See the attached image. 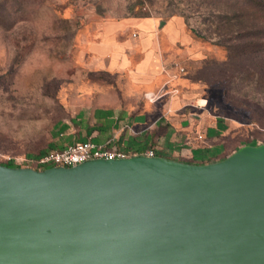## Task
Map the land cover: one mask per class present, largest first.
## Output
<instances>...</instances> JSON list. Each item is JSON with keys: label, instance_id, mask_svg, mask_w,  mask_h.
<instances>
[{"label": "water", "instance_id": "95a60500", "mask_svg": "<svg viewBox=\"0 0 264 264\" xmlns=\"http://www.w3.org/2000/svg\"><path fill=\"white\" fill-rule=\"evenodd\" d=\"M0 264H264V142L207 163H0Z\"/></svg>", "mask_w": 264, "mask_h": 264}, {"label": "rangeland", "instance_id": "374dc122", "mask_svg": "<svg viewBox=\"0 0 264 264\" xmlns=\"http://www.w3.org/2000/svg\"><path fill=\"white\" fill-rule=\"evenodd\" d=\"M207 1L0 0V162L22 165L25 156L58 146L77 130L71 118L96 104L98 86L113 78L92 62L93 29L100 19L122 16L183 22L185 41L171 50L179 62H171L174 86L158 92L157 100L179 105V112L216 117L228 150L264 142V119L257 120L264 118V81L258 79L264 50L239 55L193 38L186 27L204 25L205 12L214 10ZM124 94L138 92L125 88Z\"/></svg>", "mask_w": 264, "mask_h": 264}, {"label": "crops", "instance_id": "0c3cea01", "mask_svg": "<svg viewBox=\"0 0 264 264\" xmlns=\"http://www.w3.org/2000/svg\"><path fill=\"white\" fill-rule=\"evenodd\" d=\"M183 26L180 19L162 20L152 15L100 19L93 29L92 62L113 78L98 86L93 94L96 104L81 107L71 118L77 130L66 133L55 147L90 139L134 152L153 149L158 155L193 163L228 155L232 150L227 148L226 135L218 131L216 117L209 118L199 110L179 112V105L157 100L158 92L174 86L171 62L177 58L171 50L181 39L185 41ZM125 88L138 94H124Z\"/></svg>", "mask_w": 264, "mask_h": 264}, {"label": "trees", "instance_id": "16d2710c", "mask_svg": "<svg viewBox=\"0 0 264 264\" xmlns=\"http://www.w3.org/2000/svg\"><path fill=\"white\" fill-rule=\"evenodd\" d=\"M200 1L204 2V0ZM207 4L212 5L214 10L212 9L207 11V13L205 12V15H207L203 21L204 25L197 28L186 27L188 33L193 38H202L205 41L233 50L239 55H242L241 53L244 52L257 53L264 50V0H208ZM199 6H201V3ZM203 12L204 11H201V14ZM263 77V74L262 77L259 76V82L261 79L264 81ZM263 119L264 118L257 115V120ZM260 143L263 142L255 141L252 144L251 141H249L242 144L240 143L238 146H235L230 153L241 145H257ZM46 150L47 149L41 150L34 155L41 154ZM2 164L22 167L28 165L25 162L21 165L13 161L2 162ZM33 167L41 169V167L38 166Z\"/></svg>", "mask_w": 264, "mask_h": 264}, {"label": "built area", "instance_id": "2783aa9c", "mask_svg": "<svg viewBox=\"0 0 264 264\" xmlns=\"http://www.w3.org/2000/svg\"><path fill=\"white\" fill-rule=\"evenodd\" d=\"M147 96L150 99H153L154 97L152 94ZM197 137L201 138V134H197ZM139 154L146 156L157 155L153 149H147L143 152H134L118 148L114 145L109 146L107 143L96 144L90 139H86L83 141H74L63 147H50L41 154L25 156L22 160L26 164L41 168L50 166L69 167L90 159H118Z\"/></svg>", "mask_w": 264, "mask_h": 264}]
</instances>
